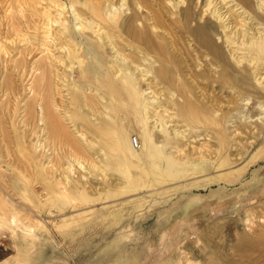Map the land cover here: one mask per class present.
Listing matches in <instances>:
<instances>
[{"label": "rangeland", "instance_id": "obj_1", "mask_svg": "<svg viewBox=\"0 0 264 264\" xmlns=\"http://www.w3.org/2000/svg\"><path fill=\"white\" fill-rule=\"evenodd\" d=\"M85 1L0 0V264H264V58L211 60L206 0Z\"/></svg>", "mask_w": 264, "mask_h": 264}, {"label": "bare ground", "instance_id": "obj_2", "mask_svg": "<svg viewBox=\"0 0 264 264\" xmlns=\"http://www.w3.org/2000/svg\"><path fill=\"white\" fill-rule=\"evenodd\" d=\"M77 1V0H75ZM85 1V0H84ZM88 1V0H86ZM85 1V2H86ZM95 1V0H94ZM91 2V1H90ZM92 3V2H91ZM91 3H89L88 1V5H92ZM137 3V8L138 9H134L133 12L130 13L129 17L127 19H124L125 20V23H126V29H128L127 31L130 32V34H133V37L135 38H131V39H136V38H143L146 42V44H150L152 45L151 48H155L154 50H156L157 46H155L153 44V40H151L152 36L151 35H147L145 33V31L143 30H136L134 27L136 26L135 25V22H138V18H139V15L141 13H139L140 11V5ZM73 4V3H72ZM84 4V3H83ZM87 4V2H86ZM86 4H84V6H86ZM264 3H261V0H258V2H256V6L261 10V12L264 10ZM94 5V4H93ZM93 5L92 7H89V6H86V7H89V9L93 8ZM97 5V4H96ZM205 8H204V14H203V18H206V20L200 24V25H197L195 26L196 28H193L192 31L193 34H195L197 36V38L202 42L203 46H205V48H207L205 51L207 52V55H211V60H219V62H221V68L223 66V61H225V63H229L227 60V57L224 53V48L221 44H225L226 47L228 48V52H229V55L235 60L236 63H240L241 64V61L245 60V61H249L251 64H253V71L257 74L259 73L258 70H260L262 68V59L264 57H261L259 60V64L256 65V60L257 57H254V53L258 52V51H261L262 48H264V26L261 28V27H258L257 25L256 26H253V25H249L248 26V23L245 22V18H248L249 16L247 15V7H252L251 5V0H206L205 2ZM99 6V4H98ZM234 6L235 7V11H238L237 12V17L238 16H241L240 18H242L241 20V23L240 25H238L237 23H234L233 25V22L231 21V18H232V14L230 12V8ZM73 7V5H72ZM109 7V6H108ZM74 9V8H73ZM96 9V8H95ZM224 9V10H222ZM232 9V8H231ZM92 11H94L93 9H91ZM76 12V10H75ZM74 12V13H75ZM95 12H98V11H94L92 13L95 14ZM107 14L106 15H109V14H113V12H111L109 9L106 10ZM119 12V11H118ZM117 12V13H118ZM249 13V12H248ZM252 13V12H251ZM250 13V14H251ZM46 14V13H45ZM79 14V13H78ZM98 14H102L101 12L98 13ZM111 14V16H113ZM116 14V12H115ZM119 14V13H118ZM183 14L185 15V17H191L192 16V11H191V7L190 6H187L185 7V9H183ZM259 14V20L260 22H258V24H264V13H258ZM260 14H263V15H260ZM81 15V14H80ZM117 15V14H116ZM84 16V15H83ZM91 17V15H89ZM96 16V14L94 15ZM100 16V15H98ZM97 16V17H98ZM105 16V15H103ZM101 16V17H103ZM248 16V17H247ZM82 16H80L81 18ZM110 17V16H109ZM114 17V16H113ZM54 18V17H53ZM76 18L78 19L79 17L76 16ZM85 18V17H84ZM92 18L91 17V20L92 21ZM239 18V19H240ZM103 19V18H102ZM114 19V18H113ZM223 20L225 21L224 25H221L223 28H227L229 31L228 33H224V37L223 36H220L221 32H218L217 31V28L218 26L216 25V21L218 20ZM233 19V18H232ZM83 20V19H82ZM81 20V21H82ZM85 20V19H84ZM84 20H83V23H84ZM94 20V18H93ZM192 20V19H191ZM227 20V21H226ZM245 20V21H244ZM250 20V19H249ZM42 21V20H41ZM234 21V20H233ZM75 23V22H74ZM76 24V23H75ZM79 25V27H81V29H85V31L87 30L86 29V26L84 24H82L81 22H78L77 23ZM92 24V22L90 23ZM100 24V23H99ZM197 24V23H196ZM199 24V23H198ZM12 25V24H11ZM86 25H89L88 23H86ZM93 25V24H92ZM92 25L90 26V28H92ZM96 27H94V31L97 33V34H100L102 32L101 30V26H98L97 24H94ZM93 25V26H94ZM255 25V23H254ZM42 26V25H41ZM29 27V26H28ZM43 27V26H42ZM88 27V26H87ZM47 28H50V27H47ZM89 28V27H88ZM89 28V29H90ZM137 28V27H136ZM56 29V28H55ZM139 29V28H137ZM216 29V30H215ZM45 30V29H44ZM47 30V31H46ZM45 31L49 33L48 29H46ZM44 31V32H45ZM52 30H50L51 32ZM89 31V30H88ZM86 31V32H88ZM211 31H217V34L218 35V39L220 38L222 41H220V39L218 41H214L213 38H212V33ZM128 32V33H129ZM47 33V34H48ZM52 34V32H51ZM50 34V35H51ZM102 34V33H101ZM215 34V33H214ZM45 36V35H44ZM43 36V38H44ZM47 36V35H46ZM53 36V35H51ZM55 36V35H54ZM53 36V37H54ZM96 36V35H95ZM151 36V38H150ZM49 37V35H48ZM52 37V39H53ZM56 37V36H55ZM98 37V35H97ZM132 37V36H131ZM42 38V39H43ZM63 38V37H62ZM67 38V37H66ZM101 38V37H100ZM49 39V38H48ZM64 39V38H63ZM99 39V38H98ZM44 40L46 41L47 40V37L46 39L44 38ZM55 40V39H54ZM21 41V40H20ZM25 41V40H24ZM29 41V40H28ZM140 40H136V42H138ZM142 41V40H141ZM49 42V40H48ZM51 42V41H50ZM221 44H219V43ZM52 44V43H51ZM59 46V45H58ZM145 46V45H144ZM255 46V47H254ZM150 47V46H148ZM150 48V49H151ZM113 49V48H112ZM149 49V48H148ZM38 51V50H37ZM255 51V52H254ZM263 51V50H262ZM74 52V51H72ZM157 52V51H156ZM153 53V52H152ZM38 54V53H37ZM260 54V53H259ZM249 56V57H248ZM121 58V57H120ZM251 60H255V61H252ZM258 60V59H257ZM92 61V60H91ZM90 61V63H92ZM61 62V61H60ZM258 62V61H257ZM227 65V64H226ZM117 66V65H116ZM248 67V66H247ZM226 68V67H225ZM86 68H84L85 70ZM245 68L243 67L242 70H244ZM247 69V68H246ZM87 71V70H85ZM119 74V73H118ZM256 76V75H255ZM263 78V77H262ZM261 78V79H262ZM124 79H127L126 77L122 78V80ZM126 81V80H124ZM89 85V84H88ZM90 87V86H88ZM161 107V106H160ZM157 108V107H156ZM162 108V107H161ZM148 109V108H147ZM159 110V109H158ZM161 110V109H160ZM163 110V109H162ZM168 110V109H167ZM157 111V110H156ZM148 112V111H147ZM154 113V112H153ZM157 116H158V119L162 120L163 122L161 124H159L158 120H157ZM149 117H151L152 119V122L155 126L158 127V125H160V128L162 129L161 131H165V126L166 124L164 123V119L163 118V113H158L156 116L155 115H150ZM148 117V118H149ZM160 117V118H159ZM162 117V118H161ZM167 116H165L164 118H166ZM170 121V120H169ZM158 122V124H157ZM167 122V121H166ZM171 122V121H170ZM176 123V122H175ZM176 126V125H175ZM180 127V126H179ZM160 130V129H159ZM176 130V129H175ZM185 130V129H184ZM155 131V130H154ZM181 131V130H180ZM184 132V131H183ZM177 133V132H176ZM182 137V136H181ZM149 138V137H148ZM154 138L156 139L157 137L156 136H153L152 137V142H150L149 144V147H148V157L152 160L153 163H156L157 161V143L154 141ZM124 140V139H123ZM115 142L119 143V138H117L115 140ZM123 142V141H122ZM116 143V144H117ZM120 145V144H119ZM118 145V146H119ZM179 146V145H178ZM173 148V147H172ZM176 150V148H175ZM173 160V159H172ZM175 167V166H174ZM260 246V245H259ZM259 252V251H258ZM252 263L249 262V264ZM253 264H256L255 262H253ZM260 264V263H259Z\"/></svg>", "mask_w": 264, "mask_h": 264}, {"label": "built area", "instance_id": "obj_3", "mask_svg": "<svg viewBox=\"0 0 264 264\" xmlns=\"http://www.w3.org/2000/svg\"><path fill=\"white\" fill-rule=\"evenodd\" d=\"M130 144L135 149L139 148L140 147V140H139L138 136L133 135L132 137H130Z\"/></svg>", "mask_w": 264, "mask_h": 264}]
</instances>
